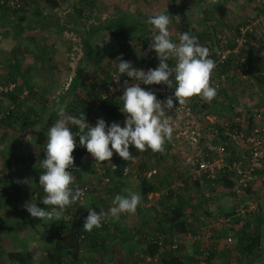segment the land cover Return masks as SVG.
Listing matches in <instances>:
<instances>
[{
	"label": "trees",
	"instance_id": "obj_1",
	"mask_svg": "<svg viewBox=\"0 0 264 264\" xmlns=\"http://www.w3.org/2000/svg\"><path fill=\"white\" fill-rule=\"evenodd\" d=\"M9 2L10 0H3L2 3L0 2V13L2 15L10 12L11 14H19V11H21L22 15H16V17L14 16L15 20L8 22V28L7 26H5V22L0 24V28L4 30L3 33L6 36L9 34L10 30H13V37L16 38L19 37L20 34H22L24 31L31 30L32 22L30 20H28L29 22L27 21L26 23H23L24 21H26L25 13L23 12V7L24 5L33 4V0H15L14 5L16 4L17 7L11 5ZM43 2L50 9L56 8L59 4V0H43ZM99 5H104L106 8H110L112 6L106 0H90L89 3H83V6L75 7V10L81 16V14L85 12L84 10H86V12L87 10L92 11L94 10V7H98ZM217 9L218 14H222L221 11H223V8L220 5L217 6ZM126 15L127 17H129L131 14L126 13ZM48 24L49 22L45 21L44 23L42 22L41 26L44 27ZM175 25H177L176 29H179L182 33L187 32V23H185L183 20L179 21ZM88 28L90 36H101L97 41L93 40L96 37L91 40L87 38L83 39L81 46L83 49V56L81 58V62L93 66L96 69V72L100 71L101 73H104L105 80L102 82H95L96 80H93L90 81L89 85H87L84 80L80 83V80L83 77L85 71L80 68L76 69L73 78H71V81L69 82L68 89L66 90V96H68L70 92L75 93L74 97L71 99L70 102L66 100V114L69 116H75L77 118H79L81 114H84L86 118L85 122L91 126H95L97 120L102 118L109 126L112 124L113 121H117L121 122V126L123 127L125 115L120 111V109H122V102L118 98L123 94L118 93L113 96H103V92L106 91L107 84L111 81V71H116L118 70V68L115 64L113 65V69L109 72L103 67V65L104 62L109 63V61L116 60L118 56H122L124 60L131 62L132 65L137 69H143L147 71L150 68H156L159 64L157 55L154 51L148 50L149 43L152 41L153 33L155 30L153 26L150 25V29L146 33L143 32L141 34L135 35V24L132 23L130 20L125 19L124 17L117 20L110 19L107 20V22L105 23L98 22L96 25H91ZM170 38H173L172 42L175 41V37L171 32ZM255 40L256 39L252 38L253 44L248 46L247 59L250 65V76L253 81L251 84L253 86L251 87H257L261 92L258 100L259 102L257 101V103L253 104V106L257 104L254 107H260L262 104H264V58L262 56L263 49H261L260 45H254V42H256ZM141 51H145V53H141ZM168 64L171 67L172 61H168ZM227 70H229L227 64L222 65L220 67L221 73H225ZM20 71L21 70L19 69V67H17L15 68V72H8L7 74L0 75V84L14 82L15 89L2 94L1 99L9 98L13 103L21 105L22 100L19 98L20 94L26 88H34L35 84L30 82L29 78L26 79V75L23 76ZM119 76L120 82H123L127 79L126 74H119ZM228 78L232 79L234 77L229 76ZM159 85H161L162 87L164 86L166 89H169L165 84ZM210 86H212L211 83ZM243 87L246 88V86ZM78 89L79 91L76 93ZM215 89L217 90V95H222V93H225V90L221 88ZM169 90L174 91V88ZM217 95L211 101L204 99L202 96H196L192 99V104L195 107L197 106L200 110L211 113L216 116L229 114L226 113V111L234 107V103H232L233 101H230L228 106H225V104H223L222 102L219 103ZM157 99L161 100V97L157 96ZM226 108L227 110L224 112ZM24 113L25 117L30 119L32 115L35 114V110L32 108H28V110ZM23 114H20V119H22ZM13 116V110L10 109L7 111L6 114H4V117L0 119V122L5 124L6 119H11ZM36 119L37 115L35 116V118L29 121L32 122V124H36ZM58 119L59 117L57 115V112L51 111L47 117L46 126L50 127ZM69 126L71 127L74 133L78 131V129L74 125ZM129 150L132 153V156H134L138 152L147 153L148 151H150H140L135 149L134 146H130ZM88 154L89 153L87 152V150L79 145V138L76 137V148L73 152L74 165L72 168L67 169V171L72 172V175L75 178H80L78 164L83 163L87 159ZM131 162L132 159L128 161H118L116 163H109L108 161L106 162V165L102 166L103 172H99L97 174L94 182H85L78 186L80 188L81 186L86 185L89 189L87 196L93 193V195L96 197L101 195V193L96 192L95 188L100 189V187H102L106 190V192L111 191L110 186H116V188L118 189L116 181H119V183L122 182V177L126 176L123 174L122 170L126 165H130ZM152 162L153 161L148 158L140 161L139 164L136 166L137 171L140 172L144 169L150 168ZM111 163H115L117 165L115 170L111 169ZM43 171L44 169L42 168L35 169L34 171L33 197L36 199L35 203L38 207L46 208V210L51 211L52 206H45L40 202L41 199L45 196L43 188L39 185L38 179L39 176L43 173ZM130 174L131 173H129L128 175ZM135 175L137 176V174ZM106 178L109 179L107 182L104 181ZM171 180L173 181L174 179ZM171 180L170 183L166 184V186L172 183ZM223 181V187H229L232 185V181L230 179H224ZM160 188L161 186H158V184L154 186V184H152L148 180L144 178L141 179L140 192L143 198H145V196L149 192H156L160 190ZM221 193L223 194V191ZM213 198H215L214 201L220 200L216 197ZM184 200L185 199L182 198L181 194H176L175 191H170L167 192V194L164 193L161 195L158 205L155 204L152 206V208H148L154 210V213L150 218L152 224H154L152 225L151 223H149L144 228H141L143 232V247H141L140 249H142L141 251L144 254L154 255L158 251V243L153 242L149 239L150 237L154 236L153 234H155L156 232H160L161 236L162 233H165L162 236L165 237V242H173L174 235L178 233H184L187 230L188 221L186 220V218H184L185 211L183 210ZM205 204L206 205L204 210L209 211L207 207V202H205ZM83 205L84 204H79L77 202L73 203V208L77 209L75 211L76 217L78 218L77 220L79 221L77 223V227L64 229L63 223L65 219L62 220L60 218L56 219V226H54V229H52L49 227L48 222L43 221V219L32 218L31 215L27 218V223L33 233L36 234L40 238V240L49 242V246L43 249L42 252V258H44L43 261L46 264H79L83 259H85V257L89 256L88 254H86L87 252L85 253V255L79 250L81 243H84V245H86V248H88V239L90 238V233L84 231L83 229V223L88 215L89 209H87ZM70 206H66L64 211H69V209H71ZM216 208L218 207L216 206ZM257 209L258 210L252 215V217L235 221V232L237 238H239V240L237 239L239 241L237 246H239L240 248L239 255L241 258H243L242 260H244L246 264H250L255 259V257L263 251V246L261 245V243L263 237L262 225L264 223V220L263 217L259 215L260 203H258ZM163 214L166 216V218L163 217ZM229 214L230 212L225 213V215ZM0 221L1 237V235L3 234L1 230V223L3 219L1 217ZM82 234L84 235L83 239L80 237ZM126 236H128V234H126ZM213 236L222 237L224 236V234H217ZM183 250L184 249L182 244L178 243V247L176 249L167 251L163 255H161L160 264H187V261L190 259V257L188 259V255ZM210 253V258H212V252L210 251ZM6 255L8 259L11 260V262H15L16 264H30L32 260V252L26 250H11L8 251ZM116 257L118 259L117 261H121V259L119 260L118 256ZM195 258L197 259L198 256H196ZM129 264H132V262H129Z\"/></svg>",
	"mask_w": 264,
	"mask_h": 264
},
{
	"label": "built area",
	"instance_id": "obj_2",
	"mask_svg": "<svg viewBox=\"0 0 264 264\" xmlns=\"http://www.w3.org/2000/svg\"><path fill=\"white\" fill-rule=\"evenodd\" d=\"M9 3L14 4L13 0ZM181 33L179 29L172 31L174 43L179 42L178 36ZM252 38L256 39V46L264 42V0H253L252 12L242 22L218 29L211 36H206V40L199 42L209 49V58L215 62L210 78L212 87L218 88V85L227 82L229 76L239 79L242 86H253L247 59L248 46L253 44ZM113 61L115 60L109 63L115 65ZM225 64L229 70L221 73L220 67ZM110 74L111 81L107 84L103 96L123 93L124 82L133 83L129 77L120 82L118 70H112ZM140 86L146 91L154 92L156 97H161V100L157 99L159 101H164L169 96L174 97L173 90L161 85L141 83ZM13 89L14 82L0 84V100L2 94ZM26 93L27 91L23 90L21 97ZM194 97L196 96L186 99L182 105L174 100L173 109L165 112L173 133L170 139L165 140L164 150L173 158L172 171L178 178L168 184L159 195L149 192L142 203L145 208H150L159 202V196L164 193L175 191L176 194H181L185 199L183 210L184 218L188 221L187 230L174 235L173 242H165V237H162L165 233L161 236L160 232H156L149 239L158 243V251L154 255L137 254L132 259V264H160L161 255L176 249L178 243L183 246L185 241L199 247L198 258H194L189 264H213L205 240L217 234H224L227 244L239 240L235 232V221L252 217L258 210V203L264 198V107H254L241 100L231 114L219 117L193 106ZM114 166L117 167L115 163H111V169H114ZM122 171L124 175L134 172L130 165H126ZM99 172L103 171L98 170L97 174ZM135 174L151 182L157 174V169L151 166L138 172L135 168ZM224 179H230L232 185L223 187ZM108 180L106 178L104 181ZM80 189L84 194L77 203L83 204L89 189L86 185ZM197 191H200V199L194 198L196 204L200 201L210 202L213 197L220 199L223 191L234 204L230 214H221L210 204L207 205L210 213L194 210L195 203L189 200L187 194L192 196ZM154 196L156 198L153 199ZM104 199L106 200L107 196ZM80 237L83 239L84 235ZM79 250L85 254L88 248L81 243ZM83 261L79 264H83Z\"/></svg>",
	"mask_w": 264,
	"mask_h": 264
},
{
	"label": "rangeland",
	"instance_id": "obj_3",
	"mask_svg": "<svg viewBox=\"0 0 264 264\" xmlns=\"http://www.w3.org/2000/svg\"><path fill=\"white\" fill-rule=\"evenodd\" d=\"M61 1V7H59V10H57L56 15H52V13L49 12L50 8L47 7L43 0H33V4L29 6L24 5L23 12L27 15V18L32 22L31 30L24 31V37H22L23 34H20V36L16 38L13 37V31H11L6 37L0 40V75L7 74L8 72H15V68L19 67V69L21 70V74L23 76L26 75V79L29 78L30 82L35 84L34 88L25 89L27 93L23 97V109L26 111L28 110V108H32L35 110V114L32 115L30 120L35 118V116L37 115L36 125L34 129L29 130V133H24L26 140H24L23 142L31 149H33V147L35 146H38L39 151L40 149L44 150V145L47 141L46 135L48 127L46 126V122L48 114L50 111L57 112L58 107L64 106V104L66 103H64V101H66V95H64V93L67 92L66 90L68 89L69 82L71 81V78H73L76 69L80 68L85 71L83 77L80 80V83L84 80V82L89 85L90 81L93 80H96L95 82H102L105 80L104 73H101L100 71L96 72V69L93 66L81 62V58L83 56V49L81 47L83 39L87 38L91 40L96 37L93 40L97 41L101 36H90L88 27L93 25L94 22L105 23L107 22V20L110 19L117 20L124 17L125 19L130 20L132 23L135 24V35L141 34L143 32L146 33L150 29V24L146 23L147 19L151 16L149 11V6L151 5V3L149 2V0L139 1L142 5H145V7L143 8H136L137 5L135 4V0H106L108 3H110V5H112L110 8H106L104 5H99L98 7H95V13L90 10H87L88 13H86V10H84L85 12L82 13L81 16L75 10V7L83 6V3H89L90 0ZM13 2L15 3V0H13ZM73 3H75L74 8ZM177 5L182 6V2L179 1ZM13 6H16V4H13ZM186 6H188V4H186ZM97 9H99L100 11H97ZM72 10L73 19L66 20V18H68V16L72 13ZM126 13H130L131 15L127 17ZM152 13L158 14L155 10H153ZM159 13H165V11L159 10ZM58 14H60L61 16H58ZM16 15H22L21 11H19V14H11V12L7 13V16H10V19L8 18V21H14ZM60 18L62 19L59 20ZM6 21L4 19H0V24ZM45 21L49 22V24L42 27V22L44 23ZM177 23L178 21H175L170 26L171 31L176 29L177 25L175 24ZM260 47L261 49H263L262 56L264 58V42L260 44ZM20 52L24 53V56L22 58L20 57ZM141 53H145V51H141ZM103 67L109 72L113 69V65L106 62H104ZM170 79L174 81V76L170 77ZM242 85V82L235 77L232 79H228L227 82L222 85H218V89L221 88L225 90V93H222V95H217L219 103L222 102L223 104H225V106H228L230 101H233L232 103H234V107L232 106L233 108L229 110H227L226 108L224 112L226 110V113L229 114L233 112V110L235 109V105H237L236 103L241 100L247 101L252 106L253 104L257 103L261 93L260 90L257 87L245 88ZM79 89L76 91V93L79 91ZM74 95L75 93L71 92L70 94H68V102L71 101ZM4 101V98L0 100V119L4 117V114H6L8 110L12 109L8 108V105L6 107V102ZM30 105L31 107H29ZM261 106L264 107V104H262ZM229 114H224L221 116H227ZM16 116L17 113L15 110L14 117L16 118ZM16 120H20V118ZM117 123H120L122 125L121 122ZM25 124H28V121L25 122ZM146 158L153 161L151 166L157 169V174L153 178L154 181H151L153 182L152 184H154V186H156L157 184L158 186H160V184L164 182V185L160 188V190L156 191L157 195H159V193L164 190L166 184L170 183L171 179L178 178L177 174L173 173L172 171L173 158L168 155L165 150L157 153H154L150 150L147 153L138 152L137 154H135L130 164V167L132 168V170H134V172L130 175L123 176L122 182L119 183V181H116L118 189L116 188V186H110L111 191H108V193L102 187H100V189L95 188L96 192L101 193V195H99V198L102 200V197L105 198L107 196L105 203L109 201L110 204H112V201L116 195L128 196V194L131 192L140 194L142 198L141 204L137 207V210L134 214H127L128 216L126 218L129 219V225L140 224L141 228H144L149 223L152 224L150 218L154 213L153 209L145 208L142 205L144 200L140 192V184L142 178L138 175H135L136 166L139 164L140 161L145 160ZM118 161L124 160L114 152L113 157L111 158V161H109V163H116ZM103 163L104 165H106V162ZM103 163H97L91 156V154H88L87 159L83 163L78 164L80 178H75L74 184L72 185L73 189L75 186H78L82 183L94 182L98 170H103ZM187 196L191 202L195 203L194 210H204V205L206 204L201 201L196 204L197 201L194 200V198L200 199V191L195 192L192 196L190 195V193H188ZM221 196L222 197H220V200L214 201L213 198L210 202L207 201V204H210L211 207L214 206V208H216L217 206L218 208L216 209L221 212V214H225L228 213L231 208H233L234 204L229 196H226L224 194H221ZM89 198H92L94 200L93 193L89 194ZM154 198L156 197L154 196L153 199ZM159 198H161V195L159 196ZM97 202L100 203V201ZM83 206L85 207V205ZM70 207L71 209H73V204H71ZM111 207L112 205L110 206V208ZM150 208H152V206ZM105 209L106 207L103 210ZM259 215L263 217L264 220V198H262L260 201ZM163 217L166 218L164 214ZM119 218V224H122L123 218ZM109 220L110 223L113 224L114 221H112L111 218H109ZM262 231L264 244V223L262 225ZM114 239V243H116L117 234L115 235ZM129 246L130 243H127L124 246L128 247L127 250L123 247L122 250L119 251V253L113 252V250L110 251L111 253H108L106 251V254L108 253L106 257H111L118 260L116 257L118 256L119 260L121 259V262H124L123 264H126V262L131 263L132 259H134L137 254H141L143 252L140 248L132 249L130 251ZM2 248L3 246H0L1 251ZM94 255L98 257L95 251ZM4 259L8 263V257ZM43 260L44 258H42L41 256L39 264H44L45 262ZM11 264L16 263L11 262Z\"/></svg>",
	"mask_w": 264,
	"mask_h": 264
},
{
	"label": "clouds",
	"instance_id": "obj_4",
	"mask_svg": "<svg viewBox=\"0 0 264 264\" xmlns=\"http://www.w3.org/2000/svg\"><path fill=\"white\" fill-rule=\"evenodd\" d=\"M146 23L154 28L149 51H154L159 64L154 69L135 68L131 62L118 56L113 61L121 75L126 74L133 81H125L123 95L118 97L122 102L120 111L125 115L124 125L113 122L110 126L101 118L95 126L85 122V115L79 118L66 114V105L58 107L59 119L48 127L47 141L44 145L46 158L39 161L44 169L39 176V185L45 196L41 203L52 206L51 211L40 208L33 200L26 202L23 207L32 218L59 219L66 206L79 201L83 190L76 186L73 189L75 177L67 171L74 165L73 152L76 148V137L79 145L87 150L97 163L111 161L113 153L125 161L133 159L130 146L144 151H164L166 139H170L173 128L165 112L174 107V100L179 105L193 96H202L211 101L217 95V90L210 86L211 74L215 62L209 58V49L202 46L198 39L188 32L178 36L179 42L170 39L169 15L158 13L150 16ZM168 61H172L170 67ZM174 61V64H173ZM174 76V81L170 77ZM119 83V81L117 82ZM165 84L169 89L174 88V97L169 96L164 101L157 100L154 92L144 90L140 85ZM119 89H112L117 91ZM69 125H74L78 131L73 132ZM115 170V166H114ZM30 178L17 180V184H31ZM141 196L131 192L128 196L116 195L108 213L101 209L98 213L94 209L88 210L83 229L91 232L102 226V221L110 214L119 219L120 214H134L141 204Z\"/></svg>",
	"mask_w": 264,
	"mask_h": 264
},
{
	"label": "crops",
	"instance_id": "obj_5",
	"mask_svg": "<svg viewBox=\"0 0 264 264\" xmlns=\"http://www.w3.org/2000/svg\"><path fill=\"white\" fill-rule=\"evenodd\" d=\"M139 1L140 0H135V4L137 5L136 8L145 7V5H142ZM179 1L182 2V6L177 5ZM149 2L151 3L149 6L151 16L155 15L152 13L153 10L157 13H159V10H164V14L169 15L171 20L169 31L170 26L175 21L179 22L183 20L187 23V32L195 36L198 39V42H201L206 40V36H211L218 29H225L228 26L242 22L251 14L253 0H149ZM61 3L62 1L59 0L58 6L54 9H49V12L52 13V15H56L57 10L61 7ZM186 4H188V6H186ZM74 5L75 3H73V8ZM218 5L223 8V11H221L222 14H218ZM92 11L93 13L96 12V10ZM97 11L100 10L97 9ZM72 14L73 10L66 20L73 19ZM58 16L61 15L58 14ZM25 17L26 21L23 23H26L29 20L26 14ZM8 18L10 19V16H7L6 13L3 15L0 13V19L7 20L5 22L7 28L9 26ZM61 19L62 18L59 20ZM97 23L98 22H94L93 25H96ZM11 31L13 30H10L9 33ZM3 32L4 30L0 28V40L6 36ZM22 34V37H24V32ZM170 39L173 40V38ZM23 56L24 53L20 52V57L22 58ZM120 93L122 94V92ZM64 95H66V92ZM19 98L22 100L21 105L13 103L9 98L4 99L6 107L8 105V108H12L13 113L16 110L17 116L16 118L13 116L11 119H6L5 124L0 122V217L3 219L1 223L3 234L0 237V246H3L4 248H2V251L0 250V264H11L10 259H7L8 263L4 259L7 258L6 253L11 250L30 251L32 252V260L30 264H39L43 249L49 246V242L40 240V238L30 229L27 223V218L30 216V213L24 209L23 205L31 200L36 202V199L33 197L34 171L35 169L41 168L39 161L45 159L46 156L43 149H40L39 151L38 146L31 149L23 142L26 140L24 133H29V130L34 129L36 124L30 122L31 118L29 121L28 118L25 117L24 112L26 110L23 109V96L21 97L20 95ZM65 102L66 101H64V103ZM29 107H31V105ZM20 114H23L22 119L16 120L19 119ZM27 121L28 124H25ZM25 178L31 179L32 182L30 185L16 183L17 180H23ZM163 184L164 182H162L160 186L162 187ZM93 198L94 200L87 196L83 203L85 207L89 210L94 209L98 213L101 209L103 210L106 207L104 211L108 213L112 204H110L109 201L103 204V202H105L103 197L101 200L99 196L96 197L93 195ZM97 201H100L102 205ZM76 210L77 209L74 208L69 209V211H64L65 213L62 214L63 216L61 215L60 218L62 220L65 219L63 223L64 229L77 227L79 221L76 217ZM127 216L128 215L124 213L120 214L119 217L123 218V222L122 224H119L120 218L116 219L109 214L102 221L101 227L94 228L89 232L90 238L88 239L89 246L87 250L89 258L85 257V259H83V264H123L124 262L117 261L111 257H106V255L111 253V250L119 253L127 243H130V251L132 249L143 247V232L140 224L129 225V219L126 218ZM109 218L114 221L113 224L110 223ZM43 221L48 222L49 227L52 229L56 226L55 217L52 219H43ZM126 233L128 236H126ZM116 234V243L119 244L114 243ZM238 242L239 241L236 240L233 244H227L224 236L211 237L208 240L206 239L205 245L212 252L211 259L213 264H246V262L242 260L243 258L239 255L240 248L237 246ZM261 245L263 246V251L260 252L250 264H264L263 237ZM124 248L127 250L128 247ZM183 249L188 255V259L190 257L187 264H189L199 252L197 244H191L186 241L183 243ZM94 251L98 257L94 255ZM106 251L108 252L107 254ZM126 264H129V262H126Z\"/></svg>",
	"mask_w": 264,
	"mask_h": 264
}]
</instances>
